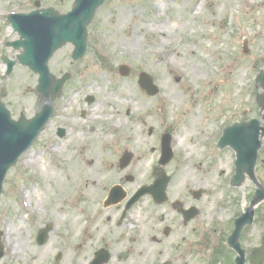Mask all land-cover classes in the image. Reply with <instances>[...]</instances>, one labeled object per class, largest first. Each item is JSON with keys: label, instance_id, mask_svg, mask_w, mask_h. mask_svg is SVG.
Listing matches in <instances>:
<instances>
[{"label": "rangeland", "instance_id": "1", "mask_svg": "<svg viewBox=\"0 0 264 264\" xmlns=\"http://www.w3.org/2000/svg\"><path fill=\"white\" fill-rule=\"evenodd\" d=\"M34 1L0 0V89L2 86L6 89L1 99L13 119L21 114L33 118L49 102L54 115L4 178L0 195L4 255L0 264H89L93 251L101 248L111 252L107 264H161L164 260L171 264L216 261L227 264L232 252L224 240L232 229V219L245 211L255 187L248 180L241 187H228L235 154L229 148L218 152L217 141L234 120L260 117L256 102L260 89L255 87L254 79L260 69L264 70V0H106L88 25L85 55L72 60L73 46L67 44L49 60L51 74L59 78L70 72L71 78L64 83L59 97H49L47 101L37 96L38 76L27 67L16 64L8 76L1 78L6 70L1 56L15 59L20 52L7 45L8 41L18 39V35L5 14L30 12L35 9ZM158 1L159 9L155 7ZM39 2L42 8L54 7L60 13L70 11L73 4V0ZM198 3L201 9L196 11ZM157 13L159 17L153 18ZM156 38L167 44L157 46ZM244 40H247V53L242 50ZM130 46L137 51L135 56L126 50ZM155 49L159 55L163 50L176 52L180 69L186 65L196 69L204 66L199 79L191 83L182 72L170 70L153 52ZM120 65L129 67L126 76L119 74ZM142 73L149 75L158 87L155 95H148L139 86L138 76ZM122 86L129 87L127 95L121 94ZM165 90L173 98L169 103L160 98ZM89 95L94 97L93 103L86 102ZM108 97L114 110L119 108L121 122L129 132L107 133L101 127L90 128L84 123L92 115H89L91 109L102 105ZM170 105L179 111L169 113ZM81 111H85L83 116ZM183 112L208 113L210 122L207 132L204 121L194 131L193 138L200 143L202 158L188 169L187 176L183 174L182 155L175 146L181 136L176 129ZM170 114L172 123L168 121ZM58 128L65 129L63 137L57 136ZM131 129L139 141L132 137L127 140L132 135ZM170 131L174 156L163 166L165 174L170 176L166 192L171 202L198 205L199 216L183 223L175 211L169 213V206L155 204L145 195L121 219L126 199L117 204H103L110 189L119 183L129 197L143 179L146 184L154 179L152 171L158 166L159 139ZM180 143L187 145L184 134ZM262 144L256 175L264 185V164L260 161L264 160V140ZM49 147L59 153L51 155ZM125 152L132 154V160L121 169L119 158L123 159ZM142 154L148 160L140 168L138 157ZM33 156L62 183L56 186L52 180L45 181L38 169L24 164ZM63 159L69 161L66 166L59 164ZM219 163H223L221 168ZM129 175L132 179L125 180ZM198 188L203 193L195 200L191 192ZM36 193L39 200L33 195ZM84 202L95 206L86 207ZM24 203L38 207L40 212L29 213ZM80 206L83 209L79 210L80 223L73 230L69 227V211ZM88 208L92 210L90 213L86 211ZM132 217L139 220L137 226L131 225ZM20 222L30 251L40 256L31 257L37 259L35 263L26 258L28 251L21 258L10 255L7 229L18 228ZM48 224L51 228L40 244L36 240L37 232ZM165 227L170 229L166 238L162 234ZM251 230L244 228L240 235L242 247L247 251L259 245V236L264 234V201L255 209ZM11 237L18 240L19 236L14 233ZM139 243L144 245L141 249L135 247ZM57 253L60 258L55 261Z\"/></svg>", "mask_w": 264, "mask_h": 264}, {"label": "water", "instance_id": "2", "mask_svg": "<svg viewBox=\"0 0 264 264\" xmlns=\"http://www.w3.org/2000/svg\"><path fill=\"white\" fill-rule=\"evenodd\" d=\"M103 0H75L74 7L71 12L60 15L54 9H42L30 12L27 15H12L9 16L13 28H15L20 38L11 43L15 48H22L23 51L17 55V60L22 65L28 66L32 71L39 74V83L37 91L43 97L58 95L64 80L68 75H65L60 80H55L47 71V61L57 48L67 42L75 45L73 58H79L86 48V25L92 18L94 9L101 4ZM39 6V3H35ZM7 63V74L12 70L15 61L8 60L3 57ZM123 75L127 74L126 67L120 68ZM140 84L149 93H153L150 86V79L146 75H141ZM256 84L263 92L257 97L261 110H264V75L259 74L256 79ZM3 91L0 96H2ZM88 101L92 98L88 97ZM51 107L44 105L40 113L36 114L33 119L26 120L23 116L17 121L10 119L9 112L0 102V193L2 181L6 171L11 165L17 161L18 157L26 150L39 132L44 128V124L51 115ZM264 137V127L259 125L257 120H248L235 123L231 127L224 130V134L219 142V147L226 145L236 151L237 161L235 162V174L232 177L231 185L239 186L243 183L245 175L256 185L257 189L249 203L246 213L235 220V229L228 237L227 244L229 247L235 248L239 256L236 257V264H244V251L239 249L238 237L241 228L252 222L253 207L264 199V188L259 184L254 175V167L257 157V149L260 148L259 140ZM169 136L166 135L162 140V157L159 161L164 165L171 158L169 151ZM121 166L124 167L130 157L124 156ZM158 176L155 186L145 189V192H151L154 195L156 202H161L164 199V189L167 179H163L162 169L158 168L154 171ZM121 189L114 187L110 191L107 204L117 202L123 195H120ZM198 194L196 193L195 196ZM139 194L136 196V198ZM193 211L184 213V220H188L193 216ZM49 226L46 229L39 231L37 241L42 244L49 232ZM1 247V246H0ZM1 256V252H0ZM105 260V253L102 251L96 253V258L93 264H99ZM252 264H264V239L262 247L253 250L251 253Z\"/></svg>", "mask_w": 264, "mask_h": 264}, {"label": "bare ground", "instance_id": "3", "mask_svg": "<svg viewBox=\"0 0 264 264\" xmlns=\"http://www.w3.org/2000/svg\"><path fill=\"white\" fill-rule=\"evenodd\" d=\"M167 2V0H165ZM201 3L197 4L198 6L196 7V11L199 10V8L201 9ZM157 9L160 8V4L159 1L157 2L156 6ZM162 8V7H161ZM160 11V10H159ZM158 11V13H159ZM158 13L153 17H159ZM12 31V30H11ZM164 35V34H163ZM155 44L157 46H160V44H167V42L163 41L162 39L159 40L156 38L155 40ZM119 44L118 47L119 48ZM126 50H129L131 52H133V56L136 55V50H134L133 47L130 46V48L126 47ZM155 53H158L159 51L157 49L154 50ZM178 57V54L174 51H168L165 52L164 54H161V56H159V58L164 61V63L170 68V70H179V64L177 63L176 59ZM159 59V60H160ZM147 69H148V64L146 65ZM202 65H199L197 67V69L195 67L192 66H187L186 68H181L182 69V73L189 78V81L191 83H194L195 81H197L199 79V72L202 71ZM130 91L129 87L127 88V86H122L121 87V94H125L127 95L128 92ZM161 97L163 99L164 102H171L173 100L172 95L170 93V91L165 90V92H162ZM111 98H104L102 105L98 106V107H94L91 109L92 115L87 119L86 124H88L90 128L93 127V125H96L97 127H101V131H106L107 133L112 131V132H116V133H127L129 132L127 129H125V124L123 122H121L120 119V112H119V108H116L114 110L113 108V102L110 100ZM137 111V110H134ZM133 111V114L135 113ZM175 111H179V110H175L174 107L172 105L169 106L168 112L173 113ZM198 113V112H197ZM171 115V114H170ZM172 116V115H171ZM116 117V119H114ZM172 120V119H171ZM205 122V132L208 131L209 126H210V122H209V114L208 113H204L201 112L200 114L194 115V114H187L186 112L182 113V117L178 120V128L176 129L177 131L179 130L181 132V136L182 134H184L186 141H187V145L183 146V144L180 143L181 141V136L180 139H177V142L175 143L176 146L179 148L180 153L182 155V164H183V174L185 176H187L188 174V169L191 168L192 165H196L202 157H199V151H200V143H198V141H195V139L193 138V136L195 135L194 131L197 130V127L202 123ZM132 135L127 139L129 140L131 137L135 138L136 141H139V137L137 136V134L135 133L134 129H131ZM91 137H96L95 135H90ZM106 137H104L105 139ZM134 140V141H135ZM50 150V154L55 156L56 153L58 152L57 149L49 147ZM59 153V152H58ZM203 156V153H202ZM36 156L33 157H28V159H26L24 161L25 165L31 166L32 169L34 170H39L40 171V175L42 178L45 179V181H49L52 180L54 181V184L57 186L58 184H61L62 182L58 180V178L56 179V177H53V175H50V173L48 171H46L47 166L44 165V163L42 161H36L37 159L35 158ZM140 162H139V167L143 168L144 167V163L147 162V156L145 154H142L141 156L138 157ZM63 162H60V166H66V163H69L68 160L63 159ZM223 166V163H219L218 164V168H221ZM217 168V169H218ZM210 178H213V176H211ZM145 183V180L143 179L142 184ZM43 185V184H42ZM39 190V185H37L36 190ZM34 196L38 197L36 198V200H39V196L36 194H33ZM29 196V195H28ZM26 195L23 194V198H25ZM79 197V195H78ZM38 204V203H37ZM75 205L78 204V202L74 203ZM24 206H26V209L29 211V213H34L35 211L38 210V207H34L31 206L26 203L23 204ZM84 206L86 207H94L95 205L91 202H84ZM64 212V208L63 207H59L58 210H62ZM74 209V208H73ZM93 209V208H92ZM96 209V208H95ZM94 209V210H95ZM79 210L82 211L83 209H81V206L74 209V210H70L69 211V216L71 218L70 220V224L69 227L71 229H75L78 227L79 225V220L81 218V215L79 213ZM39 211V210H38ZM87 212L90 213V211H92L90 208H88V210H86ZM40 212V211H39ZM18 228H24L22 222H20L19 224H17ZM18 228H9L7 229V244L10 246V255L11 257L14 258H21L23 256V254L28 251V254L26 255V258L28 259V257H33L36 256L37 258L40 256H37V254L35 252L30 251L29 246L27 245V237L25 236V232L24 230H19ZM17 233L18 240L17 238H13L11 237L12 234ZM19 238H21L19 240ZM23 259V258H22ZM32 262L35 263L37 259L31 258Z\"/></svg>", "mask_w": 264, "mask_h": 264}, {"label": "flooded vegetation", "instance_id": "4", "mask_svg": "<svg viewBox=\"0 0 264 264\" xmlns=\"http://www.w3.org/2000/svg\"><path fill=\"white\" fill-rule=\"evenodd\" d=\"M231 258H227V264H230L231 263ZM214 263H218V264H223L222 262H219V261H216V262H210L209 264H214Z\"/></svg>", "mask_w": 264, "mask_h": 264}]
</instances>
